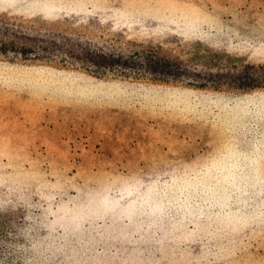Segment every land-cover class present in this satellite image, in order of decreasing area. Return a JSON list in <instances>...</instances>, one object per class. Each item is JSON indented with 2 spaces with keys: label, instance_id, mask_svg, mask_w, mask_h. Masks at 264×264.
Here are the masks:
<instances>
[{
  "label": "rangeland",
  "instance_id": "obj_1",
  "mask_svg": "<svg viewBox=\"0 0 264 264\" xmlns=\"http://www.w3.org/2000/svg\"><path fill=\"white\" fill-rule=\"evenodd\" d=\"M0 264H264V0H0Z\"/></svg>",
  "mask_w": 264,
  "mask_h": 264
},
{
  "label": "trees",
  "instance_id": "obj_2",
  "mask_svg": "<svg viewBox=\"0 0 264 264\" xmlns=\"http://www.w3.org/2000/svg\"><path fill=\"white\" fill-rule=\"evenodd\" d=\"M72 54L74 60L86 64L87 69H95L98 74L109 71H132L138 75H167L169 61L162 57L158 52L152 50H136L131 54L118 51L114 48L106 47H76ZM71 55V54H70Z\"/></svg>",
  "mask_w": 264,
  "mask_h": 264
}]
</instances>
